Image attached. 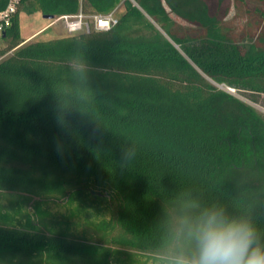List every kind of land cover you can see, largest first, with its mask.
Returning a JSON list of instances; mask_svg holds the SVG:
<instances>
[{"label": "trees", "instance_id": "16d2710c", "mask_svg": "<svg viewBox=\"0 0 264 264\" xmlns=\"http://www.w3.org/2000/svg\"><path fill=\"white\" fill-rule=\"evenodd\" d=\"M249 1L20 0L54 19L123 10L25 43L18 10L2 34L0 264H160L190 201L264 234V113L215 84L264 102V0ZM233 5L253 15L240 37Z\"/></svg>", "mask_w": 264, "mask_h": 264}, {"label": "clouds", "instance_id": "9594fccd", "mask_svg": "<svg viewBox=\"0 0 264 264\" xmlns=\"http://www.w3.org/2000/svg\"><path fill=\"white\" fill-rule=\"evenodd\" d=\"M75 71L84 75V64L77 63ZM133 154L126 152V163ZM159 260L160 264H264V234L250 218L190 201L181 207Z\"/></svg>", "mask_w": 264, "mask_h": 264}, {"label": "rangeland", "instance_id": "374dc122", "mask_svg": "<svg viewBox=\"0 0 264 264\" xmlns=\"http://www.w3.org/2000/svg\"><path fill=\"white\" fill-rule=\"evenodd\" d=\"M251 5L261 4L259 0H250ZM244 8L241 9L240 14H236L237 10L233 5L232 10L228 14L226 21L230 22L234 26L235 34L240 37L241 33L246 27V22L252 19L251 14H248ZM22 36L24 42H30L34 40H47L61 36H67L70 32L66 28L65 21L63 19H48L45 18L42 13L32 5H23L19 8ZM121 11L117 12L120 15ZM181 23V22H180ZM183 26H190L188 23H181ZM7 42L3 40L0 35V49L7 47ZM12 52L9 51L6 55ZM219 88L230 91L236 96L240 97L247 103L254 106L260 112L264 113L263 96L252 93L250 91H238L230 89L226 84L215 83Z\"/></svg>", "mask_w": 264, "mask_h": 264}, {"label": "built area", "instance_id": "2783aa9c", "mask_svg": "<svg viewBox=\"0 0 264 264\" xmlns=\"http://www.w3.org/2000/svg\"><path fill=\"white\" fill-rule=\"evenodd\" d=\"M19 7L20 0H9L7 6L0 10V35L12 25ZM58 19H63L65 21L66 28L71 33L109 30L118 22V16L115 11L107 14L84 13L81 11L75 15H63L58 17Z\"/></svg>", "mask_w": 264, "mask_h": 264}, {"label": "crops", "instance_id": "0c3cea01", "mask_svg": "<svg viewBox=\"0 0 264 264\" xmlns=\"http://www.w3.org/2000/svg\"><path fill=\"white\" fill-rule=\"evenodd\" d=\"M122 10H123V7H120V8L117 10V12H118V11H122ZM173 17L176 18V19H177L179 22H181V23H187L186 21H183V20H181L180 18H177V17L174 16V15H173Z\"/></svg>", "mask_w": 264, "mask_h": 264}, {"label": "water", "instance_id": "95a60500", "mask_svg": "<svg viewBox=\"0 0 264 264\" xmlns=\"http://www.w3.org/2000/svg\"><path fill=\"white\" fill-rule=\"evenodd\" d=\"M45 18H48V19H54V16L53 15H44Z\"/></svg>", "mask_w": 264, "mask_h": 264}]
</instances>
